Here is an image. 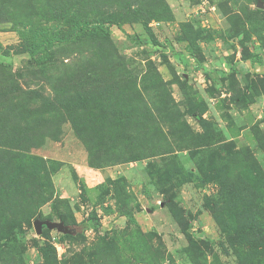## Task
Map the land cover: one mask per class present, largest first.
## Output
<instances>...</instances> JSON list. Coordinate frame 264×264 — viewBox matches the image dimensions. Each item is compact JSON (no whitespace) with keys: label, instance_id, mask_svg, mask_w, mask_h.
Masks as SVG:
<instances>
[{"label":"rangeland","instance_id":"rangeland-1","mask_svg":"<svg viewBox=\"0 0 264 264\" xmlns=\"http://www.w3.org/2000/svg\"><path fill=\"white\" fill-rule=\"evenodd\" d=\"M58 4L0 0V264H261L264 0H148L152 18L124 22L114 0H92L89 19L77 3L116 72L94 26L55 20ZM98 87L113 137L44 107Z\"/></svg>","mask_w":264,"mask_h":264},{"label":"trees","instance_id":"trees-1","mask_svg":"<svg viewBox=\"0 0 264 264\" xmlns=\"http://www.w3.org/2000/svg\"><path fill=\"white\" fill-rule=\"evenodd\" d=\"M60 4L55 5V6H60L62 8L54 11L53 13L56 17L55 20L57 21H64L70 25H72V28L75 29L78 28L79 26L81 27H87L89 24L91 26H94L92 33H93V44L95 48V56L97 62L100 64L101 68L103 70L107 69L108 67H111L114 72H116L115 64L114 62L112 63V58L114 56V51L109 49L108 47L112 48L111 43L108 39L107 33L101 26L99 21L97 22H89L88 20L86 21H79L77 18L73 17L71 15V10L76 9L75 6L77 3L78 9L76 10L77 14L82 16L84 19H89L88 15L92 13L91 7L88 5H92V0H59ZM132 0H114V5L119 7L122 12H124V16L121 17V21L124 22L126 20L129 21H136L137 19H140L144 17V14H149L152 18V11L150 9H147L148 6L144 4V2L148 0H140L136 1V3H133L134 6L131 4ZM156 1V0H153ZM154 4L157 6L159 3L154 2ZM95 11L97 12V7H95ZM54 10V9H53ZM126 11V12H125ZM114 22V21H110ZM54 40H50V43H52ZM112 51V52H111ZM156 85V84H155ZM153 87V84H152ZM132 88H135V85H132ZM136 89V88H135ZM149 87H145L144 91L148 90ZM135 91V90H134ZM106 94H108V88L107 87H98L97 89H90L87 91H83L80 93H75L72 95V92L70 93L69 91H65L64 95L66 96V102H62L60 99H56L57 101L55 102L54 100H46L44 103V107L47 109H56L59 110L57 104H65L62 107V111L66 112L67 114H77V113H82L91 115V116H97L98 118H102V125L105 127L104 128V134L105 136H114L117 131L115 129V122L107 120V114H106V109H105V102H106ZM139 96V91H136V94L134 97ZM137 104H139V107L136 108V113L139 114L141 113L140 117L133 116L134 119L137 121L138 119L141 118V125H143V128L146 129L148 124L151 123L152 121V116H151V109L147 107L145 104L144 100L142 97H139ZM135 110V109H133ZM127 120V118L125 119ZM161 133H157L154 135V137L150 138V141H153V139H156L158 136H160ZM105 138V137H104ZM168 146V145H167ZM169 148V147H168ZM155 153V152H169L167 150V147H164V145H159L158 147H146L143 146L142 148L138 149V151L141 152V155L139 156H147L149 154L148 152ZM35 160L36 158H31ZM243 192L240 193L242 196ZM253 208H255V204L253 205ZM264 226V206H261V228ZM42 229H45L44 227ZM240 232H244L243 228L239 230ZM249 232L246 233H241V241L239 243H243L245 240L246 234H250V231L254 232L255 229L253 230H248ZM262 232V231H261ZM238 234V232H237ZM236 234V235H237ZM235 235V237H236ZM263 237H261L262 239ZM232 239V237H231ZM264 239L261 241L263 242ZM234 242V241H233ZM261 248L264 250V243H261ZM244 264V263H243ZM261 264H264V261L261 262Z\"/></svg>","mask_w":264,"mask_h":264},{"label":"water","instance_id":"water-1","mask_svg":"<svg viewBox=\"0 0 264 264\" xmlns=\"http://www.w3.org/2000/svg\"><path fill=\"white\" fill-rule=\"evenodd\" d=\"M43 227L46 229H54L55 228L58 231L68 232V230L66 228H64L61 223H49V222H42L39 220L34 222V228H35V232L37 234L41 233Z\"/></svg>","mask_w":264,"mask_h":264}]
</instances>
